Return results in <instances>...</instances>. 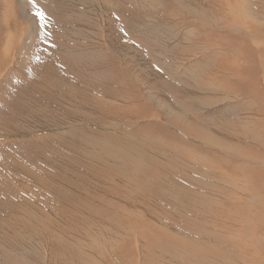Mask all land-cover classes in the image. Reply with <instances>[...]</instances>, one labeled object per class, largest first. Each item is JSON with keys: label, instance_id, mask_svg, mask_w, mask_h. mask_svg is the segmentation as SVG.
I'll return each mask as SVG.
<instances>
[{"label": "rangeland", "instance_id": "374dc122", "mask_svg": "<svg viewBox=\"0 0 264 264\" xmlns=\"http://www.w3.org/2000/svg\"><path fill=\"white\" fill-rule=\"evenodd\" d=\"M70 1L0 2L1 20L7 7L12 17L0 26V41L8 34L6 47L15 39L10 63L0 58L6 66L0 67V231L22 235L0 241V264H116L113 240L120 238L133 245L137 239V255L146 264H211L212 256L200 257L196 248L222 240L206 241L208 232L220 237L218 229L208 231L207 219L233 210L229 201L224 202L227 209L213 208L228 196L222 171L245 154L264 155V109L258 95L252 109L263 118L243 111L244 98L235 91L216 86L214 50L203 48L204 41H187L185 34L198 24L182 8L200 7L203 0H182V7L172 0H75V10H91L86 14L91 22L67 20ZM252 1L264 13V0ZM112 2L110 44L98 43L87 31L99 30V14L112 13V7H104ZM67 32L80 37L69 39ZM223 34L222 24L210 30V38L217 35L221 43ZM235 36L243 39L242 60L253 67L256 53L246 50L251 39ZM116 41L131 51L112 49ZM250 72L245 76L252 79ZM58 112L76 128L50 117ZM245 118H253L256 127H246ZM61 131L66 139L55 136ZM55 159L84 168L71 173L69 167L67 184L60 187L55 180L60 175L43 170ZM101 159L107 165L95 164ZM28 184L31 189L25 191L22 185ZM215 191L219 200L211 204ZM81 192L88 195L85 201ZM30 199L42 203L28 209ZM73 204L76 218L58 209ZM24 216L44 218L47 224ZM61 218H67L65 229L58 228ZM56 223L60 233L49 240ZM222 248L219 243L209 251Z\"/></svg>", "mask_w": 264, "mask_h": 264}, {"label": "bare ground", "instance_id": "6f19581e", "mask_svg": "<svg viewBox=\"0 0 264 264\" xmlns=\"http://www.w3.org/2000/svg\"><path fill=\"white\" fill-rule=\"evenodd\" d=\"M3 1L5 2L6 0H0V2H3ZM165 1H167V0H165ZM203 1L204 2L201 3L200 7H196L197 5H189L191 7L184 6L182 8L183 11H186V12L189 11L190 14L193 15V17L195 16L194 20L198 24V26H197L198 30L190 28V29L195 30V31H189L188 30V32L185 34L187 41L189 43L190 42H192V43L198 42L197 40L204 41L206 44L203 46V48H205V46H206L208 48V50H211V51L214 50V54L218 58V65L215 66L214 69H211V68L210 69L214 73H217L219 75V79H218L219 84L216 86L221 88L223 85L224 88L235 91L236 94L239 95V97L244 98L243 102H242L243 107L241 109L245 112H246V110H248L247 112H254V113H256L255 115H257L258 118L259 117L261 118L262 116H261L260 112L258 110L255 111L252 108H253V97H254V94L256 93L258 95V98H259V104L264 109V16H263L264 13L261 10H259L260 6L255 5L252 0H247V1L246 0H244V1L243 0H214V1L213 0H203ZM71 2L73 4L71 7H68L67 5H65V18L67 20H81V21L84 20L85 21L87 19L86 14L88 12H90L91 10L87 11L84 8H83V10H75L74 9V7L76 6L75 0H71L70 3ZM77 2H79V1H77ZM89 3H91V2H89ZM112 3L113 4L108 3V4L104 5V7H112L110 10V11H112V13L108 12L104 16L99 14V16H101L99 18L96 16V18L99 19L97 22L100 23V28L97 26L99 28V30L97 29L98 31H96L95 29H92L90 31H87L88 34L90 35V38L94 39V41H96L98 43L106 42L107 44H110V40L107 39V35H108V33L112 34V32L110 31L109 25L112 23V21H114V16H115V14H114V10H115L114 4L115 3L114 2H112ZM191 3H193V2H191ZM166 4H168V3H166ZM172 4H176L177 7H182V5H185V3L182 0H172ZM3 5H7V3L5 2ZM173 6H175V5H173ZM60 7H62V6H60ZM9 10H10L9 7H7L6 11L3 10V17L2 18H5V21L1 20V18H0V26L12 21L11 20L12 17H11V14L9 13ZM261 13L263 15H260ZM89 22H91V21H89ZM227 23H230V24L227 25ZM221 24H222V29H223V33H224L223 38L225 39L224 43H221L219 41L217 35H215L213 38H210V30L216 29ZM198 27L199 28L203 27L204 29L200 30ZM80 31L82 33L83 29L82 30L79 29V32ZM79 32L78 33L71 32L70 34H69V32H67L66 36L69 39H71V38L77 39L78 37H80V35H78ZM234 33L237 35H241L243 37H246V38L249 37V39H251V42L253 43V45L247 46L246 50H248V51L254 50L256 53L255 64L253 67H248L247 63L242 60L243 58H242V52L241 51L245 50V49H242L240 47V41L243 39L237 40V38H240V37L235 36ZM63 35H65V33H63ZM101 35H103V37H104L103 40L101 38ZM7 36H8V34H6L5 38ZM95 36L98 37V39ZM4 39H2L0 41L2 44V48L0 50V58H2L1 60H3V61L9 62L8 56L11 55L10 50L13 46V40H15V39L13 38V40H9L7 42L6 47L4 46L6 39L5 40ZM112 41H113V39H112ZM111 48L112 49L118 48L121 51H125V50L129 49L131 51V46H127V45H125L123 43H119L117 41H116V44H115V42H113V43L111 42ZM227 49H230V50L227 52ZM66 50H67L66 51L67 53L70 52V51H68V49H66ZM233 53L237 54V56H235L234 58H231ZM1 54H2V56H1ZM84 55H86V53H82V56H84ZM88 57L90 58V56H88ZM4 66L5 65H3V62H0V67H4ZM232 66H236V68H234ZM251 68H253L252 70H254V69L255 70L251 71L250 70ZM0 70H2V68H0ZM248 72H250V74H254V76L250 75L252 77V79L249 77V75L245 76V73H248ZM0 73H1V71H0ZM64 115L65 114H61L58 112L57 115H54V113H52L50 115V117L53 119L55 117H57V119L59 120L61 125L62 126L65 125V126H67V128H68V124H71L72 130H74V128H76L75 124L70 122L66 117H64ZM243 122L247 124L246 127L255 126V120L253 118H252V120L245 118V120ZM46 126H48V125H46ZM80 126H81V124H80ZM53 127L54 126L50 127V131L52 130ZM255 127H254V129H255ZM82 129L83 128L77 129V130L80 131ZM64 132L69 133L68 131H64ZM63 134L64 133L62 131L59 133L55 132V136L58 137L60 140L66 139V136ZM72 134L75 136L74 133H72ZM45 135L49 136L48 134H45ZM76 136H78V135H76ZM43 137H45V136H41V138H39V139H45ZM91 140H89V141H91ZM82 141H84V140H82ZM63 142H65V141H63ZM71 142H72V140H71ZM87 143L90 144L89 142H87ZM93 143H95V142H93ZM75 150L81 151V148H78V150L75 148ZM89 150H91V149L89 148ZM256 153L258 154V152H256ZM97 155L100 157V154H97ZM241 155H243V154H241ZM92 156H94V153L90 152L89 157H92ZM113 161L114 160L110 159L109 162L112 164V163H114ZM54 162L55 163L52 162L50 164H47L43 168V170L49 171V173H51V177H53V176L55 177V175H60V177H56V179H55L56 181L60 182V187H64L67 184V179L65 180V178H66V175L68 174L67 170L69 167H71V171H72L71 173H78L80 167L84 168V165L76 166L73 163L69 164L67 162V160H56L55 159ZM87 162L88 161H86V163ZM106 162H107V160H106ZM106 162L104 160H102V162L95 163V164L96 165H98V164L99 165H104V164L107 165ZM76 164H77V162H76ZM129 164H131V163H129ZM141 164L142 163H140V165ZM49 173H47V174H49ZM50 182L51 181L49 180V183ZM220 182L224 186V188H226L228 190V196H226V198L224 197V199H223L224 201L221 204L217 203L218 195H217V192L215 191L214 198L210 199L209 201L211 204L217 203L215 205L216 207L213 206V208H219L221 205L223 209H227V206H224V202L229 201L232 203L230 207H232L233 210L231 213H229L227 215L226 214H223V215L218 214V215L212 216L210 219H207V223L210 227L208 229V231H210L212 229H218L220 231V237L210 236V233L208 232L207 233L208 237L206 238V241L207 242H213V240L215 238H222V240H220L219 242H217L211 246L215 247L216 245L221 243L223 245V248L220 249V251H217L216 253L211 254V252L209 251L211 249V246L208 247L209 248L208 249V248H203L202 246L197 245L196 249L200 248L198 250V252L200 254L199 256L204 258L208 255H211L212 256L211 264H264V155L263 156L257 155V156H253V157H251V156L249 157L247 154H245V157L243 155L242 159H240L239 162L237 161V163L235 165L231 166L228 171L226 169H224L222 171V175L220 177ZM248 182H249V184H247ZM22 187H23V189H25V191H29L31 189L29 184L28 185H22ZM78 196L83 198L84 201L88 197V195L87 194L84 195L83 192H81V194H79ZM99 196H102V194H99ZM99 199H98V201L102 200V199H100V200ZM28 203L29 204L25 207L28 209H31L30 207H35L37 204H41L42 202L35 200V199H30V202H28ZM17 204H19V202ZM30 204H33V205L30 206ZM7 206H9V205H7ZM63 207H65V205ZM83 207H85V206H83ZM58 209L61 212H69L76 218L75 211L77 209L74 206V204L73 205H66L65 209H63V208H58ZM58 209L52 210V212L58 211ZM50 210L51 209H46L45 211L47 212ZM79 210H80V206H79ZM29 211L30 210H27L25 212V214H27ZM19 216H20V214H19ZM21 217L22 216H20V218ZM43 219L44 218H37L36 217V219H33V220H38L41 223ZM66 219L64 220L61 218L60 225L58 228H64L65 229ZM19 220H21V219H19ZM24 220L33 221L31 219H28L25 216H24ZM46 224H47L46 222L41 223L42 226H44ZM12 226L14 227L16 225H12ZM58 228H57V223H56L55 227L53 228L55 230L52 229L49 232L51 234L47 233V235L50 236L48 238L49 240L53 237H56L60 233V232H58ZM105 229H106V227H105ZM12 230H14V229H12ZM45 230H46V232H48L50 230L49 225L46 227ZM16 231H18V230L16 229ZM104 231H106V230H104V228H103V232ZM222 231L224 232L225 235L229 234L230 237L227 238L225 236V238H223ZM20 234H22V233H20ZM7 236L5 234H3L2 230L0 231V241H2V243L3 242L4 243L12 242L11 240H9V238L10 239H16V238H19L20 236L22 237V235H19L18 233H17V235H15V234L9 235V238ZM31 236H32V234L25 235V239H28ZM39 236H40V238L43 237V236L41 237V235H39ZM49 240H47V237H46V239L44 241L47 242ZM113 242H114V246L117 248V249L113 250L114 257H116V259H117L116 264H146L145 257L143 255H142V257H139L137 255L138 252L136 251V249H138V246L140 244V242L137 239H135L134 245L129 243V242H124L123 240H121V238L115 239V240H113ZM89 248L91 249V247H89ZM124 250H127L129 254L128 255L121 254L122 255L121 256L120 253L123 252ZM142 252L143 253L145 252V248L142 249ZM204 253H206V254H204ZM235 254H237V255H235ZM162 255L160 254L158 256H162ZM144 259H145V261H144ZM182 263H184V261Z\"/></svg>", "mask_w": 264, "mask_h": 264}]
</instances>
